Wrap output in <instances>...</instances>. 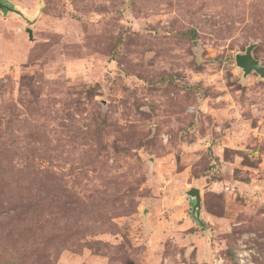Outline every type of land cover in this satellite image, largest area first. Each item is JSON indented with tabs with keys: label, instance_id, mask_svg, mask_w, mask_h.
Wrapping results in <instances>:
<instances>
[{
	"label": "rangeland",
	"instance_id": "1",
	"mask_svg": "<svg viewBox=\"0 0 264 264\" xmlns=\"http://www.w3.org/2000/svg\"><path fill=\"white\" fill-rule=\"evenodd\" d=\"M6 1L0 264H264V0Z\"/></svg>",
	"mask_w": 264,
	"mask_h": 264
},
{
	"label": "water",
	"instance_id": "2",
	"mask_svg": "<svg viewBox=\"0 0 264 264\" xmlns=\"http://www.w3.org/2000/svg\"><path fill=\"white\" fill-rule=\"evenodd\" d=\"M0 12L3 14L8 13H15L25 19H28L26 14L13 4H10L6 0H0ZM27 33L29 34V37L31 40H34L33 38V30L31 28H27ZM256 48L255 43H251L244 53H238L236 55V65L241 68L244 78H246L249 74L256 72L261 79L264 80V65L261 64L259 60H257L254 57V49ZM187 195L190 197L191 202L193 203L192 213L193 217L196 219V221L203 225V221L201 218L202 213V200H201V191L198 188H191L187 191Z\"/></svg>",
	"mask_w": 264,
	"mask_h": 264
}]
</instances>
